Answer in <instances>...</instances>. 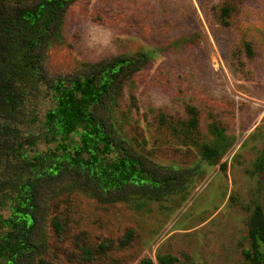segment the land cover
<instances>
[{"label": "rangeland", "instance_id": "1", "mask_svg": "<svg viewBox=\"0 0 264 264\" xmlns=\"http://www.w3.org/2000/svg\"><path fill=\"white\" fill-rule=\"evenodd\" d=\"M59 32L46 51L51 80L118 60L140 61L103 116L118 141L159 167L182 172L187 182L164 196L129 193L112 204L78 178L50 187L35 237L41 247L48 237L45 264H247L256 197L264 209V175L258 173L264 0H79L66 10ZM74 92L62 88L56 98L81 102L83 91ZM57 104L44 103L38 119ZM81 112L65 124L26 130L37 135L26 150L34 167L44 170L68 156L94 166L104 186L145 182ZM194 117L200 128L187 135ZM213 123L233 146L218 162L206 163L201 152L213 142ZM50 214L66 221L63 237L45 229ZM24 220L14 200L2 211L0 237Z\"/></svg>", "mask_w": 264, "mask_h": 264}, {"label": "trees", "instance_id": "2", "mask_svg": "<svg viewBox=\"0 0 264 264\" xmlns=\"http://www.w3.org/2000/svg\"><path fill=\"white\" fill-rule=\"evenodd\" d=\"M78 1L0 0V217L3 209L18 199L20 211L27 218L16 224L11 233L0 237V264H45L43 253L49 249L48 237L42 247L43 241L35 239L43 212V198L47 189L63 183L66 178H78L93 185L95 191L101 192L97 198L108 204L122 201L129 193L152 198L186 188L187 179L182 172L159 167L127 148L116 138L108 117L103 116L110 105L116 106L115 96L121 95L128 81L139 72V60H118L95 66L88 73L69 79L47 77L45 57L49 43L60 35L66 10ZM62 88H67L68 92H81V95L83 91L81 102L73 99L59 102L56 94ZM49 100H56L58 104L42 114L45 120L38 119V111ZM81 110L82 118H87L109 138L120 160L137 169L146 178L145 182L128 180L114 187L104 186L96 176L94 166L78 163L76 158L68 156H63L54 166L47 165L44 170L38 171L34 167L26 150L37 135L26 130L34 125L44 130L59 122L65 124L71 114ZM186 127L187 135L198 131L199 118H191ZM209 131L213 142L201 152V160L214 163L224 157L233 143L218 124H211ZM258 173L264 175V156L258 162ZM45 225V229L51 228L57 238L66 232V221L60 216L51 215ZM45 229L42 226L44 236ZM248 237L247 264H264V209L257 197L249 219ZM85 255L89 259L92 257L90 250H86ZM142 264L153 263L144 261Z\"/></svg>", "mask_w": 264, "mask_h": 264}]
</instances>
